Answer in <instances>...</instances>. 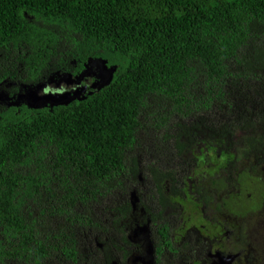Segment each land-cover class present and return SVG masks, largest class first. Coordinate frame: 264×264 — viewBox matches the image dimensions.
<instances>
[{"label": "trees", "instance_id": "obj_1", "mask_svg": "<svg viewBox=\"0 0 264 264\" xmlns=\"http://www.w3.org/2000/svg\"><path fill=\"white\" fill-rule=\"evenodd\" d=\"M17 63L31 82L91 65L110 75L29 120L0 115V264H94L93 235L103 245L109 228L123 229L140 165L154 197L179 195L191 168L175 158L219 131L212 118H240L228 153L254 163L252 174L264 166V0H0V81ZM235 168H208L193 187L206 207L223 196L213 215L248 220L258 207L227 193L248 175ZM255 221L233 246L244 264L263 262Z\"/></svg>", "mask_w": 264, "mask_h": 264}, {"label": "flooded vegetation", "instance_id": "obj_2", "mask_svg": "<svg viewBox=\"0 0 264 264\" xmlns=\"http://www.w3.org/2000/svg\"><path fill=\"white\" fill-rule=\"evenodd\" d=\"M17 54L21 53L17 52ZM12 64L13 62L9 64L10 69ZM24 66L25 64L17 63L13 67L15 70L19 69L17 74L10 73L0 81V115L14 112L21 117V121H26L31 119L30 115L33 112L48 110V105L41 109H32V106L40 107L43 103L29 100V93L34 92L35 97L44 98L50 94L64 95L84 89L81 95L83 97L100 85L96 82H102L98 69L90 67L86 71L67 74L51 69L42 71L35 82H31L29 72ZM95 71L98 73H94ZM14 105H18L17 108H13ZM237 117H240V114ZM217 120H220L219 131L213 132L207 129L199 144L187 143L189 152L185 150L175 158L178 168L184 170L188 166L191 168L190 173H187L189 175L187 183L180 185L179 189L182 191H179V195H169L161 199L154 197L151 193L155 192L153 184L148 181L150 174L144 172L143 165H140L137 181L130 182L127 186L131 211L121 222L123 229L109 228L108 233L103 236V245L97 243L98 236L102 235L100 233L93 235L96 247L102 252L100 258L93 257L94 264H244L246 262L249 255L243 254V251L236 248L233 249V246L235 240L239 241L242 227H246L249 221H255L252 215L259 208L262 209L254 215H262V218L253 224L258 223V230L264 231V186H261L262 191L257 199L241 201L242 182L238 178L237 183L229 184L228 195L231 192V195L234 197L236 194L238 199L231 198L234 200L232 205L240 203L248 208L258 207L255 211L250 210L248 220L239 218L233 210L226 212L224 216L213 215L215 210L218 211L219 204L224 203L223 196H217V193L211 194L214 196V202L206 207L196 188L193 187L195 182H200L197 180L200 175H202L199 178L201 180L209 176L204 174L208 166L218 167L216 169L218 173L234 169L235 165L236 170L248 168L249 176L255 174L250 171L254 163L251 164L250 160L237 161L228 153L235 151L234 148L239 143L240 135H237L239 128H234V125H242L239 122L240 118H212L215 123ZM228 130L234 134L225 135ZM209 133L215 137L207 139ZM198 152L200 158L195 161L197 159L195 154L198 155ZM212 158L220 160V166H216ZM193 159L195 164H192ZM259 169H264V166L259 165ZM262 181L264 183V177ZM253 200L258 204H252ZM221 218L227 220L221 221Z\"/></svg>", "mask_w": 264, "mask_h": 264}, {"label": "rangeland", "instance_id": "obj_3", "mask_svg": "<svg viewBox=\"0 0 264 264\" xmlns=\"http://www.w3.org/2000/svg\"><path fill=\"white\" fill-rule=\"evenodd\" d=\"M93 67H96V66H94V65H91V68H93ZM99 72V71H98ZM97 71H95L94 73H98ZM99 84V83H98ZM79 96V95H78ZM42 103H43V101H41ZM38 103H40V102H38ZM48 104H50V103H43V105H41L40 106V108H42V107H44V106H46V105H48ZM47 107H51V106H47ZM212 160L214 161V164L216 165V166H220V160H215V158H212ZM209 167H211V166H208V167H206V169L207 168H209ZM218 167H215V166H213V167H211V169H210V171L212 172V171H215L216 173H217V171H216V169H217ZM263 170V171H262ZM263 177H264V169H259L255 174H254V176H249V175H247V178H246V176L244 177V179H243V182H242V184H240L241 185V189H242V192H243V194L240 196V198H241V201H246V200H249L250 201V199L252 198V199H257L258 197H259V193L262 191V188H261V186H264V183H263V181H262V179H263ZM141 178H143V177H141ZM234 201V200H233ZM254 203H257L258 204V202L255 200L254 201ZM257 211L258 210H256L254 213H253V215H252V217H253V219L254 220H260L261 218H262V215H260V216H258V215H255L254 216V214H256L257 213ZM191 212H192V210H191ZM264 217V216H263ZM221 221H226L227 220V218H221L220 219ZM192 222H194V221H192ZM255 246H256V248H253L252 246H251V248L253 249V250H255V251H253L252 253H254V254H256V255H259V256H263V258H264V249L263 248H261V247H259V246H257L256 244H255ZM252 249H251V251H252ZM257 251H259L258 253H257ZM248 252V251H247ZM257 264H264V261L263 262H259V263H257Z\"/></svg>", "mask_w": 264, "mask_h": 264}, {"label": "water", "instance_id": "obj_4", "mask_svg": "<svg viewBox=\"0 0 264 264\" xmlns=\"http://www.w3.org/2000/svg\"><path fill=\"white\" fill-rule=\"evenodd\" d=\"M107 75H110V73H107L105 76H103V75H99L100 76V80H105L106 79V81H108L109 80V78H108V76ZM98 83H100V81L98 82ZM85 90L84 89H80V90H77V91H75L74 93H66V94H64L63 95V100H65L66 101V103L68 104L70 101H73V100H81L79 97L82 95V93L84 92ZM79 95V96H78ZM60 96H62V95H57V96H53V95H48L47 97H45V98H43L42 99V101H43V103H48V102H50L52 105H57V104H62V102H61V98H60ZM65 103V104H66ZM36 108H40V107H37V106H35ZM132 204H133V201H132Z\"/></svg>", "mask_w": 264, "mask_h": 264}, {"label": "clouds", "instance_id": "obj_5", "mask_svg": "<svg viewBox=\"0 0 264 264\" xmlns=\"http://www.w3.org/2000/svg\"><path fill=\"white\" fill-rule=\"evenodd\" d=\"M96 83H98V82H96ZM38 88H40V86H38ZM50 95H53V94H50ZM57 95H62V94H55V95H53L54 97L55 96H57ZM48 96V95H47ZM46 96V97H47ZM45 98V97H44ZM60 98L62 99L63 98V95L62 96H60ZM28 99L29 100H31V101H33V102H41L42 101V99L43 98H38L37 96L35 97V93L34 92H32V93H29V95H28ZM61 102L62 103H66V101L65 100H61ZM48 103H50V102H48ZM49 106H57V105H52L51 103L50 104H48ZM44 107H46V106H44ZM44 107H42V108H44ZM31 108H35V109H37L35 106H32ZM39 109H41V108H39Z\"/></svg>", "mask_w": 264, "mask_h": 264}]
</instances>
